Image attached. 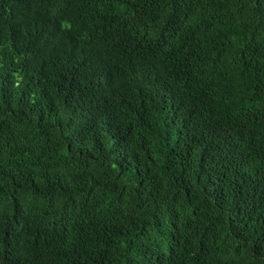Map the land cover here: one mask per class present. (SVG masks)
Here are the masks:
<instances>
[{"label":"trees","instance_id":"obj_1","mask_svg":"<svg viewBox=\"0 0 264 264\" xmlns=\"http://www.w3.org/2000/svg\"><path fill=\"white\" fill-rule=\"evenodd\" d=\"M0 264H264V0H0Z\"/></svg>","mask_w":264,"mask_h":264}]
</instances>
